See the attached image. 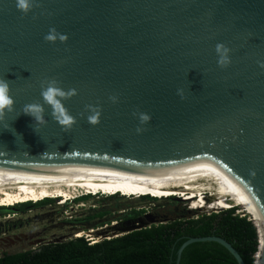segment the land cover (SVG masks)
Listing matches in <instances>:
<instances>
[{
	"label": "water",
	"instance_id": "water-1",
	"mask_svg": "<svg viewBox=\"0 0 264 264\" xmlns=\"http://www.w3.org/2000/svg\"><path fill=\"white\" fill-rule=\"evenodd\" d=\"M38 4L24 15L16 0H0V78L15 101L0 121V196L236 193L264 214V0ZM53 27L66 43L44 40ZM218 43L231 49L224 68ZM49 79L78 92L64 101L76 119L69 130L48 105L43 125L22 112L44 103ZM86 105L101 109L99 124L88 122ZM139 113L151 120L141 125ZM249 216L255 264H264L260 218ZM197 242H217L246 264L219 236L188 239L176 264Z\"/></svg>",
	"mask_w": 264,
	"mask_h": 264
},
{
	"label": "trees",
	"instance_id": "trees-1",
	"mask_svg": "<svg viewBox=\"0 0 264 264\" xmlns=\"http://www.w3.org/2000/svg\"><path fill=\"white\" fill-rule=\"evenodd\" d=\"M118 196L120 195L110 197ZM90 198L91 196H85L75 202ZM140 198L159 200L151 195ZM51 202H54V199H45L38 203L29 202L20 206L21 209H25L27 206ZM239 207L221 209L220 212H205L197 218L177 219L153 225L94 244L85 237H78L63 242L47 243L28 251L4 253L0 256V264H176L178 250L188 239L206 236H219L228 240L241 254L246 264H255V255L259 250L258 231L249 215L242 216L236 213L240 211ZM180 264H238V262L217 242H197L184 250Z\"/></svg>",
	"mask_w": 264,
	"mask_h": 264
},
{
	"label": "rangeland",
	"instance_id": "rangeland-1",
	"mask_svg": "<svg viewBox=\"0 0 264 264\" xmlns=\"http://www.w3.org/2000/svg\"><path fill=\"white\" fill-rule=\"evenodd\" d=\"M110 196L115 195L101 193L85 201L65 204L54 200L25 209H21V204L14 208H0V256L75 239L81 231L98 230L94 236L103 241L177 219L197 218L208 212L178 197L152 200L125 195ZM241 206L243 208L236 206L240 208L237 214L254 215L252 209ZM251 219L254 218L251 216ZM83 237L93 240L89 235Z\"/></svg>",
	"mask_w": 264,
	"mask_h": 264
},
{
	"label": "clouds",
	"instance_id": "clouds-1",
	"mask_svg": "<svg viewBox=\"0 0 264 264\" xmlns=\"http://www.w3.org/2000/svg\"><path fill=\"white\" fill-rule=\"evenodd\" d=\"M38 0H16V8L18 11L27 15L35 7H38ZM44 40L49 43H66L68 35L59 32L56 28H50L49 32L44 36ZM231 49L223 43L216 45L217 53V65L221 68L227 67L231 64ZM261 68H264V62H258ZM76 89L65 90L60 81L56 79H49L41 82V96L43 98V104L34 102L26 104L23 108V113L31 116L37 125H43L47 123L45 118V105L51 107L52 118L65 130L71 129L76 123L75 117H73L65 107L64 101L77 95ZM177 95L184 98L183 89H177ZM110 99L115 103L117 97L113 96ZM14 98L11 95V84L10 81L0 78V121H3L6 112H10L14 109ZM85 110L90 114L87 116V120L93 126L100 123V116L102 114L101 109L95 105H86ZM83 115V114H82ZM135 115V113H134ZM151 120V116L148 113H139V123L141 125L148 123ZM37 131V129L35 128ZM143 128L138 127L137 132L141 133ZM254 174V173H253Z\"/></svg>",
	"mask_w": 264,
	"mask_h": 264
},
{
	"label": "bare ground",
	"instance_id": "bare-ground-1",
	"mask_svg": "<svg viewBox=\"0 0 264 264\" xmlns=\"http://www.w3.org/2000/svg\"><path fill=\"white\" fill-rule=\"evenodd\" d=\"M103 193L107 194H117L123 193L125 196H133L140 197L142 195H152L158 196L161 198L170 197L173 195L180 196L181 198H185V200L190 201L194 204V206L198 209H203L204 211H216L221 209H229L235 208L236 206L245 205L247 208L252 209L253 214L260 218L259 221V228L261 232V239L262 233L264 235V214H260L242 195L236 193H204V194H180V193H169V194H159V193H125V192H103V191H77V192H66V193H55V194H16V195H8V196H0V206H7V207H14L15 205L27 201H34L38 202L40 200L46 198H58L62 197L63 200H60L61 203L65 204L68 203L69 200L82 197L89 194H98ZM160 198V199H161ZM63 201V202H62ZM246 209V210H248ZM250 214V213H249ZM251 215V214H250ZM257 220V219H256ZM262 220V221H261ZM98 230H91L90 232L81 231L78 233V237H83L85 235H89L93 238L92 242L97 243L100 242V237L94 236ZM262 247L264 249V239L262 240ZM262 254V253H261ZM261 257V256H259Z\"/></svg>",
	"mask_w": 264,
	"mask_h": 264
},
{
	"label": "built area",
	"instance_id": "built-area-1",
	"mask_svg": "<svg viewBox=\"0 0 264 264\" xmlns=\"http://www.w3.org/2000/svg\"><path fill=\"white\" fill-rule=\"evenodd\" d=\"M88 241H89L91 244H94V243L92 242V239H90V240L88 239Z\"/></svg>",
	"mask_w": 264,
	"mask_h": 264
}]
</instances>
